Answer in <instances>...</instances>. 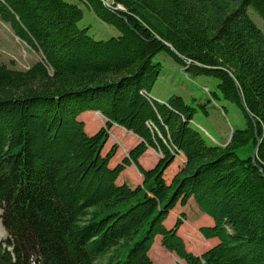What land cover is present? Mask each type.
<instances>
[{
	"label": "trees",
	"instance_id": "trees-1",
	"mask_svg": "<svg viewBox=\"0 0 264 264\" xmlns=\"http://www.w3.org/2000/svg\"><path fill=\"white\" fill-rule=\"evenodd\" d=\"M77 1L117 34L95 39L66 0H0V20L39 55L26 69L0 62V264H152L157 235L183 264H264V33L247 11L264 20V0ZM159 53L215 78L207 101L234 104L245 127L213 143L192 123L196 107L152 96ZM86 111L106 119L93 134ZM113 124L139 142L110 166ZM249 142L255 156L240 158ZM148 148L159 159L146 169ZM131 165L142 182L118 184ZM195 208L216 239L199 255L178 235Z\"/></svg>",
	"mask_w": 264,
	"mask_h": 264
},
{
	"label": "rangeland",
	"instance_id": "rangeland-1",
	"mask_svg": "<svg viewBox=\"0 0 264 264\" xmlns=\"http://www.w3.org/2000/svg\"><path fill=\"white\" fill-rule=\"evenodd\" d=\"M66 1L76 3L83 9V17L79 25L88 27V33L95 39H107L117 34L116 30L98 20L82 3H79L77 0ZM109 3L111 2L109 1ZM247 11L252 20L264 33V20L251 7H248ZM38 58L39 55L22 42L8 24L0 20V62L10 68L26 69ZM155 60L160 62L162 69L152 87L151 95L159 100L168 99L173 95H180L187 104L196 107L197 112L193 116L192 123L203 132L209 141L221 144L229 139L233 129H242L245 127L244 119L234 104L221 100L212 102L207 101L209 92L213 90L217 83L215 78L205 75L189 76L179 64L164 53L157 54ZM203 105L207 114L203 113ZM92 114H88V116H96L97 118L91 120L86 119V124H84L88 134H93L106 123V119L97 111L92 112ZM99 120L100 122L98 124ZM91 124H93L92 127H96L93 131L89 128ZM108 133L109 136L103 146L102 154L107 153L110 148L115 145L116 151L113 158L110 160V166H114L139 142V138L135 137L132 132L114 124L108 130ZM251 152V142L237 149V154L240 158H246L253 153ZM144 154L145 158L143 155V158L140 156V164L144 168H149L150 165L155 163L154 161L156 158L159 159V155L155 153L154 160H150L153 155L150 154L149 151H145ZM181 165V160L178 157L174 159L172 165L167 168L164 173V178L167 182H169L170 177H172ZM141 179V175L135 166H130L126 167L121 172L117 183L120 184L123 182L125 185L132 187L136 183H139ZM127 180L131 183H128ZM175 212L176 211L171 210L164 221L167 228H170L175 222L177 217ZM187 215L188 217L178 229V235L183 239L187 251L199 255L215 243L205 239L199 232V227L207 225L211 222V219L209 222L208 218L205 217L207 216L206 214H197L196 208L195 210L189 209ZM198 215L200 216L198 217ZM1 226L2 225H0V238H4L6 234L3 227L1 229ZM156 247L158 249L155 248L149 253L152 264H176L181 261L174 252L165 250L161 245Z\"/></svg>",
	"mask_w": 264,
	"mask_h": 264
},
{
	"label": "crops",
	"instance_id": "crops-1",
	"mask_svg": "<svg viewBox=\"0 0 264 264\" xmlns=\"http://www.w3.org/2000/svg\"><path fill=\"white\" fill-rule=\"evenodd\" d=\"M158 100H159V99H158ZM92 112H94V111H86V112L80 114L79 117H78V119H80L81 121L84 122V124H86V122H85L86 119L91 120V119H93V118H97L96 116H95V117L88 116V114H92ZM98 113H99V112H98ZM99 114H100V113H99ZM92 115H93V114H92ZM93 116H94V115H93ZM99 122H100V120L98 121V124H99ZM105 122H106V121H105ZM98 124H97V125H98ZM92 125H93V124H91V125L89 126V128H90V130L93 131L96 127L94 128V127H92ZM94 126H96V125H94ZM101 127H102V126H101ZM92 131H91V132H92ZM135 137H137V136L135 135ZM137 138H138V137H137ZM147 151H149V153L153 155V157H152L150 160H154V159H155V155H154V153H155L156 155H159L156 151L152 150L151 148H148V149L146 150V152H147ZM150 151H151V152H150ZM144 153H145V152H144ZM144 155H145V154H144ZM144 155H143V156H144ZM143 156H142V158H143ZM177 157L181 160V164H183V162H184V160H185V157H184L182 154L176 156L175 159H176ZM144 158H145V156H144ZM139 160H140L139 162H141V159H140V158H139ZM157 160H158V158H156V160H155L154 162L156 163ZM155 163H154V164H155ZM172 163H173V162H172ZM154 164H153V165H154ZM153 165H150L149 168L152 167ZM171 165H172V164H170V166H171ZM131 166L133 167V165H131ZM170 166H169V167H170ZM128 167H130V166H128ZM169 167H168V168H169ZM135 168H136V167H135ZM136 169H137V168H136ZM146 169H148V168H146ZM166 170H167V169H166ZM166 170H165V171H166ZM173 170H175V169H173ZM137 171H138V170H137ZM176 171H177V170H176ZM164 173H165V172H164ZM120 175H121V173H120ZM120 175H119V176H120ZM140 175H141V174H140ZM173 175H174V174H173ZM173 175H172V176H173ZM119 176H118V178H119ZM118 178H117V181H118ZM141 178H142V175H141ZM171 179H172V177H170L169 182L171 181ZM141 181H142V179L139 181V183H136V184L133 185V186H136L137 184H140ZM127 182H128V183H131V182L128 181V180H127ZM120 184H124V183L121 182ZM133 186H132V187H133ZM173 210H174V209H173ZM174 211H176V210H174ZM175 213L178 215L177 211H176ZM203 216H204V215H203ZM205 217L208 218V220H209V222H210V219H211V218L208 217V216H205ZM211 224H212V219H211V222L208 223L207 225H211ZM160 240H161V236H160V235H157V236L155 237V239H154V243H153V245H152L150 251L153 250V249H155V248L158 249L156 246H158V245L160 246V245H161V244H160ZM208 240H209V241L211 240V241H213V242H216V239H213V238L208 239ZM149 253H150V252H149Z\"/></svg>",
	"mask_w": 264,
	"mask_h": 264
},
{
	"label": "water",
	"instance_id": "water-1",
	"mask_svg": "<svg viewBox=\"0 0 264 264\" xmlns=\"http://www.w3.org/2000/svg\"><path fill=\"white\" fill-rule=\"evenodd\" d=\"M255 152H256V150L254 151V153H253V155H252V156H255Z\"/></svg>",
	"mask_w": 264,
	"mask_h": 264
},
{
	"label": "bare ground",
	"instance_id": "bare-ground-1",
	"mask_svg": "<svg viewBox=\"0 0 264 264\" xmlns=\"http://www.w3.org/2000/svg\"><path fill=\"white\" fill-rule=\"evenodd\" d=\"M1 229H2V227H1ZM2 232H3V230H2ZM4 233V232H3ZM4 235V234H3Z\"/></svg>",
	"mask_w": 264,
	"mask_h": 264
}]
</instances>
